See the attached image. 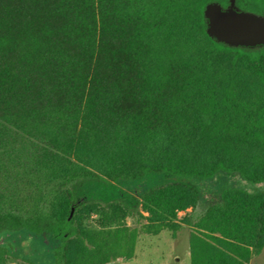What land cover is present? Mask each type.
Returning <instances> with one entry per match:
<instances>
[{"label":"trees","instance_id":"obj_1","mask_svg":"<svg viewBox=\"0 0 264 264\" xmlns=\"http://www.w3.org/2000/svg\"><path fill=\"white\" fill-rule=\"evenodd\" d=\"M215 1L0 0V236L47 233L52 264L129 261L141 231L183 225L190 264L261 254L264 191L228 186L196 213L201 191L184 180L264 181V45L212 37ZM150 172L177 178L141 194L139 227L122 199L77 195Z\"/></svg>","mask_w":264,"mask_h":264},{"label":"rangeland","instance_id":"obj_2","mask_svg":"<svg viewBox=\"0 0 264 264\" xmlns=\"http://www.w3.org/2000/svg\"><path fill=\"white\" fill-rule=\"evenodd\" d=\"M177 175L169 172H150L136 180H117L110 183L102 181H89L82 183L77 190V195L82 198H96L102 201L122 199L135 208V214L127 218V223L140 226L144 219L139 218L136 210L139 209L138 200L141 194L164 181L174 180ZM185 181L195 185L201 191V198L196 207V213H202L206 207L220 198L225 187L236 186L250 192L264 191V181L252 182L238 172L219 170L213 176L186 177ZM186 212H180L179 217ZM94 220V219H93ZM192 229L183 225L176 233L165 229L158 234L140 232L136 256L129 261H120L112 264H190L189 238ZM11 241L15 259L8 264H29L23 258L34 259L41 264H52L53 253L49 235H33L27 231L9 232L0 236V244ZM250 264H264V250L253 258Z\"/></svg>","mask_w":264,"mask_h":264},{"label":"water","instance_id":"obj_3","mask_svg":"<svg viewBox=\"0 0 264 264\" xmlns=\"http://www.w3.org/2000/svg\"><path fill=\"white\" fill-rule=\"evenodd\" d=\"M213 16L223 22L213 30ZM207 31L217 41L230 46L255 47L264 45V17L252 12L238 11L233 6L224 9L216 2L209 3L205 9Z\"/></svg>","mask_w":264,"mask_h":264},{"label":"flooded vegetation","instance_id":"obj_4","mask_svg":"<svg viewBox=\"0 0 264 264\" xmlns=\"http://www.w3.org/2000/svg\"><path fill=\"white\" fill-rule=\"evenodd\" d=\"M224 9L233 6L238 11L252 12L264 17V0H216Z\"/></svg>","mask_w":264,"mask_h":264},{"label":"snow or ice","instance_id":"obj_5","mask_svg":"<svg viewBox=\"0 0 264 264\" xmlns=\"http://www.w3.org/2000/svg\"><path fill=\"white\" fill-rule=\"evenodd\" d=\"M222 23H223V22L218 21V20L215 18V16H213V20H212V29L215 30V29L221 27V26H222Z\"/></svg>","mask_w":264,"mask_h":264},{"label":"crops","instance_id":"obj_6","mask_svg":"<svg viewBox=\"0 0 264 264\" xmlns=\"http://www.w3.org/2000/svg\"><path fill=\"white\" fill-rule=\"evenodd\" d=\"M190 263V262H189Z\"/></svg>","mask_w":264,"mask_h":264}]
</instances>
